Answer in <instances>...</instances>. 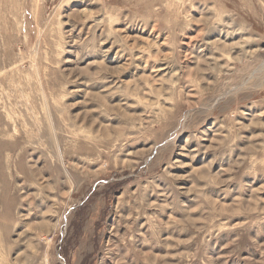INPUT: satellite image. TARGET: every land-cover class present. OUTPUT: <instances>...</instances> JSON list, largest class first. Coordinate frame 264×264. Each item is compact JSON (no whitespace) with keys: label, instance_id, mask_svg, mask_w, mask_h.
<instances>
[{"label":"rangeland","instance_id":"1","mask_svg":"<svg viewBox=\"0 0 264 264\" xmlns=\"http://www.w3.org/2000/svg\"><path fill=\"white\" fill-rule=\"evenodd\" d=\"M0 264H264V0H0Z\"/></svg>","mask_w":264,"mask_h":264}]
</instances>
